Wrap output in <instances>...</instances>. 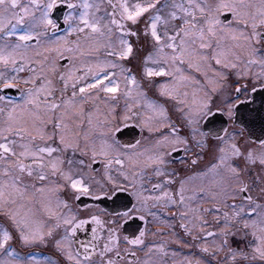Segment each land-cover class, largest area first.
<instances>
[{
  "label": "snow or ice",
  "instance_id": "snow-or-ice-1",
  "mask_svg": "<svg viewBox=\"0 0 264 264\" xmlns=\"http://www.w3.org/2000/svg\"><path fill=\"white\" fill-rule=\"evenodd\" d=\"M0 264H264V0H0Z\"/></svg>",
  "mask_w": 264,
  "mask_h": 264
}]
</instances>
